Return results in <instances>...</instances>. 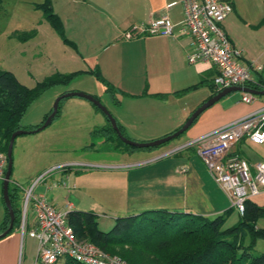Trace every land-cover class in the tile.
<instances>
[{"label":"crops","instance_id":"obj_1","mask_svg":"<svg viewBox=\"0 0 264 264\" xmlns=\"http://www.w3.org/2000/svg\"><path fill=\"white\" fill-rule=\"evenodd\" d=\"M230 1L232 11L223 20V28L231 43L242 49L241 62L261 65L259 73L264 79V0ZM65 2L64 11L58 10L64 35L75 43L73 50L78 61L86 62L84 51L88 57H92L90 62L94 66L83 71L97 67L115 88L114 97L109 95L117 102V112H111L127 137L147 141L170 134L213 95V90L207 84L182 95L175 94L197 84L203 75L211 79L213 75L210 74L216 72L215 67L209 63H188L186 55L192 52L193 45L190 37L179 31L177 23L183 18L179 0ZM163 14L176 24L173 34H146L130 39L124 37V33L133 25L153 21ZM256 74L254 72L252 78ZM89 83V88L77 90L98 95L101 99L99 85H104L96 79ZM116 94L124 99L120 100ZM226 98L227 95L203 110L184 133L151 149L135 147L133 150L117 151L113 149L112 142L100 138L97 145L109 144L103 152L109 155L104 161L79 159L69 154L95 150L97 145L92 142L91 132L95 127L107 123L102 113L91 114L92 106L78 100L82 109H89L90 112L69 114L64 111L44 129L15 138L11 172L13 187L19 185L25 188L45 170L62 165L65 167L53 170L37 184L34 192L43 195L57 209L65 208L61 209L63 211L68 212L77 204H85L88 195L93 196L88 203L89 211L93 213L101 205L113 208L121 215L151 209L186 210L208 217L222 214L231 208L227 194L198 156L196 147L184 145L264 105V97L261 95L250 103L242 102L240 98L228 102ZM153 103L173 104L176 106V114L153 115ZM144 106L147 107L143 112ZM48 113L46 111L40 117L21 122V125L40 124ZM90 117L96 118L99 123H91ZM81 134L86 138L80 142L78 137ZM231 150L244 157L252 170L256 162L264 161V143L254 144L242 138ZM84 163L101 168V172L95 171L103 173V176H92L94 173L71 176L73 171H79L72 166ZM181 168L186 170L182 171ZM71 180L79 186L77 202L70 201L66 196L74 191L70 185ZM15 206L20 210L17 203ZM5 211L0 196V224ZM33 224L34 215L31 212L30 226ZM28 241L33 249L28 248L25 252L27 241L19 227L0 237V264H34L37 242L32 237Z\"/></svg>","mask_w":264,"mask_h":264},{"label":"trees","instance_id":"obj_2","mask_svg":"<svg viewBox=\"0 0 264 264\" xmlns=\"http://www.w3.org/2000/svg\"><path fill=\"white\" fill-rule=\"evenodd\" d=\"M39 7L43 9L46 20L58 35L75 48V43L65 38L62 20L52 11L51 0H44ZM29 33L31 32H24L21 36L26 37ZM83 73L92 74L104 85V91L114 97L115 88L102 76L97 67L86 71L57 73L32 88L20 83L10 71L0 70V151L6 153L13 132L19 129L37 128L48 116L47 114L43 121L35 126L21 125L26 108L43 90L56 83H67ZM256 73L246 86L254 90H262L264 79L259 72ZM206 76L203 75L197 84L175 94L182 95L204 84L209 85L215 94L218 90L212 78L208 79ZM91 95L101 101L98 95ZM92 105L96 111L101 112L97 106ZM58 115L59 109L55 117ZM106 121L105 126L95 127L92 130L93 137L102 136L106 142H112L116 148L135 149L134 146L126 145L119 139L107 117ZM117 125L121 133L126 136L121 126L118 123ZM9 192L15 219L8 234L20 224V210L14 204V199L18 198V189L17 187L10 189L9 183ZM232 212L234 209L231 207L222 214L208 217L186 210L151 209L116 217L109 231L99 229L96 214L91 211L70 210L67 212V220L78 238L88 239L101 249L117 254L128 264H264V252L260 254L253 252L256 240L264 239V228L257 227L258 219L264 217V205H259L251 198L247 199L243 214L237 213L238 220L227 226V218ZM9 219L6 209L0 224V232L7 228ZM63 264L81 263L65 258Z\"/></svg>","mask_w":264,"mask_h":264},{"label":"built area","instance_id":"obj_3","mask_svg":"<svg viewBox=\"0 0 264 264\" xmlns=\"http://www.w3.org/2000/svg\"><path fill=\"white\" fill-rule=\"evenodd\" d=\"M183 18L177 24L180 33L187 35L193 45L186 55L188 63L205 62L215 67L212 77L216 90L229 86H246L254 72L262 69L252 62L242 63V49L234 46L228 38L222 22L232 11L230 0H179ZM176 24L163 14L159 18L133 25L124 33L127 39L138 36L171 35ZM255 95L242 92L240 101L250 103ZM247 138L254 144L264 143V105L233 120L220 128L211 130L188 142L195 146L198 156L208 167L214 180L227 194L231 207L243 214L245 201L264 191V161L253 165L232 146ZM7 164L6 153L0 151V179L3 180ZM53 166L32 179L23 191L20 209L19 230L37 242L34 264H56L70 258L81 264H128L117 255H112L88 240L78 238L67 220V211L57 209L43 195L34 192L35 187L53 170ZM185 171V168H181ZM29 208L34 215V224L28 228Z\"/></svg>","mask_w":264,"mask_h":264},{"label":"rangeland","instance_id":"obj_4","mask_svg":"<svg viewBox=\"0 0 264 264\" xmlns=\"http://www.w3.org/2000/svg\"><path fill=\"white\" fill-rule=\"evenodd\" d=\"M44 0H2L0 4V70H7L13 73V75L18 79L20 83L26 85L29 88L35 87L39 82H42L48 77L54 76L57 73H69L75 70H84L88 69V67H93L92 57H88L86 52L83 57L86 59V62L78 61V57L75 49L72 46L63 40L62 37L58 35L56 30L51 26L48 20H46L44 11L40 4H42ZM65 0H51L52 11L58 15L59 11H64ZM64 28V27H63ZM24 32H31L28 36L22 37L21 34ZM65 38L69 40L66 36ZM84 59V60H85ZM77 60V61H76ZM76 61V62H75ZM88 63V64H87ZM88 65V66H87ZM79 76V77H78ZM82 80V81H81ZM95 79L92 74L83 73L79 74L76 77L72 78L71 81L67 83L54 84L45 90L33 100L29 106L26 108L21 122H26L29 119H35L36 117H40L43 113L51 112L54 102L56 99L62 95L65 91H82L77 89L89 88L90 83ZM101 89H99V94L101 95V100L104 106L110 111L112 114L117 112V102L111 98V96L104 92V86L99 85ZM79 87V88H78ZM84 92V91H83ZM88 93V92H86ZM241 93L239 91L231 92L227 95L225 100H229L228 102H235L241 97ZM90 94V93H89ZM264 97V95H261ZM116 97L120 100H123L124 97L120 94H116ZM257 97V96H255ZM78 100L87 102L90 106H92L91 114H101V112L93 110V105L90 101L85 98L78 96H70L60 100L58 109L59 115L66 111L70 113L76 112H90L89 109L83 110L82 106L77 103ZM114 102V103H113ZM152 114L162 115H173L176 114V106L175 105H164V104H155L153 103ZM116 107V108H115ZM147 106H144L143 112L146 110ZM112 111V112H111ZM48 113V114H49ZM113 115V114H112ZM100 116V115H99ZM59 118V117H58ZM91 123H99L96 118L90 117ZM115 118V117H114ZM116 120V119H115ZM84 138L82 134L78 137L79 141H83ZM102 139L104 137L97 136L92 138V142L94 145H97V140ZM129 138V137H128ZM135 140L134 138H130ZM157 139V138H155ZM142 142V140H135ZM151 141V140H147ZM144 142V141H143ZM112 144V143H111ZM127 145V144H126ZM112 146V145H111ZM130 146V145H129ZM109 147L107 145H97L95 150H91V152H77L71 153V156H74L79 159L85 160H96V161H104L107 156L106 153H103L106 148ZM113 147V146H112ZM122 147H113L114 150L123 151ZM86 150L88 148H85ZM139 150V149H138ZM61 154H65L62 152ZM118 154V153H117ZM117 154H112L116 155ZM122 155V154H121ZM91 164V163H90ZM90 164H83L72 166L78 168L79 171H73L71 176H81L85 174L94 173L92 176L102 177L103 173H96V171L101 172L102 170L99 167H93ZM63 166L62 168H64ZM70 167V168H72ZM61 169V168H59ZM58 169V170H59ZM96 170V171H95ZM93 171V172H92ZM95 171V172H94ZM94 179V178H93ZM64 181H66L64 179ZM75 182V181H74ZM70 182L72 186V193H67L68 199L70 201H76L78 198V190L79 186ZM2 183L3 181L0 179V196L2 197ZM65 183V182H63ZM13 187L12 178L10 179V189ZM18 189L19 198L14 199V204L17 203L19 209L22 206L23 194L20 188ZM93 199V196L85 197V204L76 205L75 210L89 211L88 203H90ZM253 201L258 203L259 205H264V191H261L258 195H255L251 198ZM4 203V201H3ZM65 209V208H59ZM73 210V209H72ZM115 209H111L105 206L99 205V207L95 210L96 212V220L98 222V227L102 231H109L114 225V220L116 217L123 216L116 211ZM239 216L234 211L227 218L226 225L230 226L234 224L238 220ZM31 220V208H29V216H28V228L31 229L30 226ZM257 225L264 228V217L258 219ZM26 237V244L24 247V251L26 252L28 248H32L28 239L30 238L27 234L24 235ZM82 239V238H81ZM33 240V239H32ZM88 240V239H83ZM89 241V240H88ZM91 242V241H90ZM93 243V242H92ZM94 244V243H93ZM96 245V244H95ZM100 248V247H99ZM105 252L110 253L106 250ZM254 254H260L264 252V239H257L253 248ZM118 256V255H117ZM120 257V256H119ZM123 259V258H122ZM64 259L59 260L56 264H63Z\"/></svg>","mask_w":264,"mask_h":264},{"label":"water","instance_id":"obj_5","mask_svg":"<svg viewBox=\"0 0 264 264\" xmlns=\"http://www.w3.org/2000/svg\"><path fill=\"white\" fill-rule=\"evenodd\" d=\"M235 91L249 92V93L254 94L255 96L264 94V88L262 90H254V89H251L247 86H229V87L223 88L221 90H218L215 94H213L211 97H209L207 100H205L202 104H200L188 116V118L185 120V122L178 129H176L175 131L171 132L170 134H167V135L162 136L160 138H157V139H154L151 141H144V142L143 141L142 142L135 141V140H132V139L124 136L121 133L114 116L110 113V111L104 106V104L100 100L96 99L91 94L83 92V91H70V92L63 93L62 95H60L56 99V101L54 102L52 111L48 114V116L45 118V120L37 128H34L32 130H25V129L16 130L15 132H13L11 134V136L9 138V142H8V146H7V150H6L7 164H6L4 178L2 180L3 181V183H2V196H3L5 208L7 209V212L9 214L10 219H9V223H8L7 228L0 232V237H3V236L8 234L10 229L13 227V222L15 219L13 202H12V199L10 197V192H9V183H10L11 172H12V167H13L12 151H13V145H14L15 138L21 134H27V133L39 131V130L44 129L46 126H48L51 123V121L53 120V118L55 117V115L57 114L58 105H59V102L61 99L66 98V97H70V96H78V97H82V98L87 99L92 104L97 106L100 109V111L102 112V114L106 115V117L108 118L112 128L114 129L117 136L119 137V139L124 144L134 146L137 148H147V147H155V146L162 145V144L178 137L179 135H181L182 133H184L187 130V128L193 123V121L198 117V115L203 110H205L206 108H208L209 106L214 104L216 101H218L219 99H221L225 95H228L229 93L235 92Z\"/></svg>","mask_w":264,"mask_h":264}]
</instances>
